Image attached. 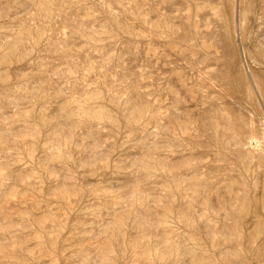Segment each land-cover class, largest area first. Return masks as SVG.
I'll list each match as a JSON object with an SVG mask.
<instances>
[{
  "label": "rangeland",
  "instance_id": "obj_1",
  "mask_svg": "<svg viewBox=\"0 0 264 264\" xmlns=\"http://www.w3.org/2000/svg\"><path fill=\"white\" fill-rule=\"evenodd\" d=\"M0 264H264V0H0Z\"/></svg>",
  "mask_w": 264,
  "mask_h": 264
}]
</instances>
